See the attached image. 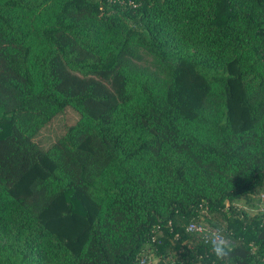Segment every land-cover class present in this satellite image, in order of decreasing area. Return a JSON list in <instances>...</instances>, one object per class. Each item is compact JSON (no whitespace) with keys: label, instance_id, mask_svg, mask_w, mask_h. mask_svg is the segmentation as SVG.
I'll return each mask as SVG.
<instances>
[{"label":"trees","instance_id":"16d2710c","mask_svg":"<svg viewBox=\"0 0 264 264\" xmlns=\"http://www.w3.org/2000/svg\"><path fill=\"white\" fill-rule=\"evenodd\" d=\"M256 188L264 0H0V264H264V214L224 206Z\"/></svg>","mask_w":264,"mask_h":264},{"label":"rangeland","instance_id":"374dc122","mask_svg":"<svg viewBox=\"0 0 264 264\" xmlns=\"http://www.w3.org/2000/svg\"><path fill=\"white\" fill-rule=\"evenodd\" d=\"M76 117L77 115L73 110H65L62 114L53 117L34 137V141L43 147H47L63 132L66 125L75 121ZM224 206L225 208L230 206L236 211H243L248 216L264 214V191L261 188H256L246 196L231 202L225 201ZM197 223L215 227L214 224L222 225L224 221L220 214L201 209L198 212Z\"/></svg>","mask_w":264,"mask_h":264},{"label":"clouds","instance_id":"9594fccd","mask_svg":"<svg viewBox=\"0 0 264 264\" xmlns=\"http://www.w3.org/2000/svg\"><path fill=\"white\" fill-rule=\"evenodd\" d=\"M197 234L204 240L205 243L210 245L212 255L218 261H223L225 258L230 257L233 252V244L231 240L225 235L222 226L217 225L211 227L209 225H199Z\"/></svg>","mask_w":264,"mask_h":264},{"label":"built area","instance_id":"2783aa9c","mask_svg":"<svg viewBox=\"0 0 264 264\" xmlns=\"http://www.w3.org/2000/svg\"><path fill=\"white\" fill-rule=\"evenodd\" d=\"M199 225H201V224L194 223V222L188 223L185 227V230L187 232L195 233L196 235H198L197 234V228ZM199 238L202 240V242H204V240L200 236H199ZM152 258H153V256L151 253H145L139 259V264H152Z\"/></svg>","mask_w":264,"mask_h":264}]
</instances>
